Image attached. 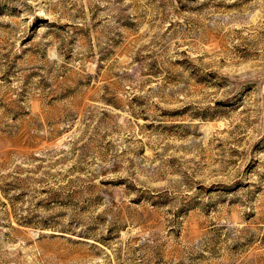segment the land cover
Returning <instances> with one entry per match:
<instances>
[{
  "label": "rangeland",
  "instance_id": "obj_1",
  "mask_svg": "<svg viewBox=\"0 0 264 264\" xmlns=\"http://www.w3.org/2000/svg\"><path fill=\"white\" fill-rule=\"evenodd\" d=\"M0 264H264V0H0Z\"/></svg>",
  "mask_w": 264,
  "mask_h": 264
}]
</instances>
